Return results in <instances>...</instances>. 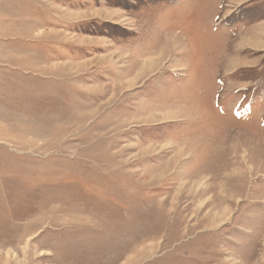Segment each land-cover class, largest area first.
Masks as SVG:
<instances>
[{
    "label": "rangeland",
    "instance_id": "obj_1",
    "mask_svg": "<svg viewBox=\"0 0 264 264\" xmlns=\"http://www.w3.org/2000/svg\"><path fill=\"white\" fill-rule=\"evenodd\" d=\"M187 260L264 264V0H0V264Z\"/></svg>",
    "mask_w": 264,
    "mask_h": 264
},
{
    "label": "crops",
    "instance_id": "obj_2",
    "mask_svg": "<svg viewBox=\"0 0 264 264\" xmlns=\"http://www.w3.org/2000/svg\"><path fill=\"white\" fill-rule=\"evenodd\" d=\"M229 4H231V1L229 2ZM225 16H226V15H224L223 18H225ZM223 18H222V19H223ZM209 36H211V38H213V35H212V34L208 35V37H209ZM217 38L219 39L220 36H217ZM244 39H245L244 37H243L242 39H240L239 42L236 44V46H240L241 42H242ZM233 51H234V50H233Z\"/></svg>",
    "mask_w": 264,
    "mask_h": 264
},
{
    "label": "flooded vegetation",
    "instance_id": "obj_3",
    "mask_svg": "<svg viewBox=\"0 0 264 264\" xmlns=\"http://www.w3.org/2000/svg\"><path fill=\"white\" fill-rule=\"evenodd\" d=\"M199 262H200V261H198V262H193V263H190V261H189V260H187V261H185L184 263H180V264H200Z\"/></svg>",
    "mask_w": 264,
    "mask_h": 264
},
{
    "label": "bare ground",
    "instance_id": "obj_4",
    "mask_svg": "<svg viewBox=\"0 0 264 264\" xmlns=\"http://www.w3.org/2000/svg\"><path fill=\"white\" fill-rule=\"evenodd\" d=\"M247 42H249V41H247ZM194 62V61H193ZM193 66V65H192Z\"/></svg>",
    "mask_w": 264,
    "mask_h": 264
}]
</instances>
